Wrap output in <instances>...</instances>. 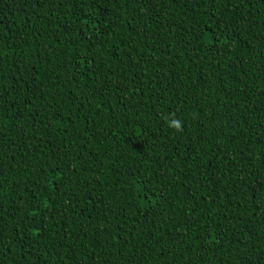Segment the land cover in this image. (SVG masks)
<instances>
[{
    "label": "trees",
    "instance_id": "obj_1",
    "mask_svg": "<svg viewBox=\"0 0 264 264\" xmlns=\"http://www.w3.org/2000/svg\"><path fill=\"white\" fill-rule=\"evenodd\" d=\"M0 264H264V0H0Z\"/></svg>",
    "mask_w": 264,
    "mask_h": 264
},
{
    "label": "clouds",
    "instance_id": "obj_2",
    "mask_svg": "<svg viewBox=\"0 0 264 264\" xmlns=\"http://www.w3.org/2000/svg\"><path fill=\"white\" fill-rule=\"evenodd\" d=\"M167 119V123L168 126L177 130H180L182 127V123L181 120L177 119V118H166Z\"/></svg>",
    "mask_w": 264,
    "mask_h": 264
}]
</instances>
